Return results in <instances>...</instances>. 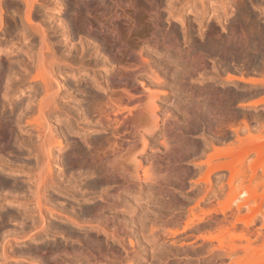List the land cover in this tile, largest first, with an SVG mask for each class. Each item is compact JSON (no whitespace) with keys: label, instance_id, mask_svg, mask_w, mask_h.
<instances>
[{"label":"bare ground","instance_id":"1","mask_svg":"<svg viewBox=\"0 0 264 264\" xmlns=\"http://www.w3.org/2000/svg\"><path fill=\"white\" fill-rule=\"evenodd\" d=\"M188 1L190 0H99L94 3L93 0H83L82 2H78V0H0V31L4 29L5 25H12L13 29L9 26L11 32L14 30L17 39L22 40L24 55H26V58H22L23 54H21L22 61L18 59L21 67L18 71H21V74L17 75L19 73L17 70V73L14 72L16 74L14 76L18 77L17 80H13L15 77L10 78L14 70L10 71L9 67L4 72L9 71L10 74L6 73V76L3 73L5 76L3 75L4 78L1 76L0 79V82L4 83L3 88L1 87L3 84H0L2 89L0 90V99L3 101L0 100V150H4L5 147H18L17 149L21 150L22 148L28 157L34 156L27 166H17V164L14 165L15 163H7L8 161L5 162L3 158H0V181H3L5 185H14L12 186L13 190L6 186L4 187L8 190L6 188L3 190L0 184V203L2 204L4 200L8 203L6 209L3 210L4 213L0 214V264L18 262L21 257L17 254L19 243L30 239L37 240L53 233L50 228V225L53 224H48L51 218H56V224L61 226L54 225L55 227H64L74 237L69 239L70 235H67V232L64 234L63 228L64 233H60L67 235V242L65 240V243L62 244L49 245L50 250L45 249L47 251L43 253V257L48 259L50 264H69L72 262L71 258L76 260L77 264H131L135 256L144 252L142 250L156 252L153 249L156 250V245L160 244L158 246L160 252H157L159 254L153 253L157 256L154 255V259L156 257L155 262L153 261L154 264H264V232L261 233V228L264 227L263 132L255 136H248L247 139H238V141H242L239 143L245 146L244 154L241 151V159H235L243 161L250 152H253L254 155L256 154L254 159L258 162L257 164L263 165L258 168L259 171L257 170L259 173L262 169L260 176L255 172L257 165H251L253 168L249 166L252 173L258 175L251 174V177L252 175L257 177V179L252 178L257 180L256 185L251 179L245 192L244 188L238 191L240 198L244 193L248 195L240 199L235 191L237 189L234 185L238 178L236 174L237 172L240 174V168L237 171L236 165V162L240 163V161L233 160L236 146L226 145L227 147H224L225 150H223L221 149L223 147L213 148V145L210 144L213 149L212 153H208L206 156L203 154L205 158L199 161V165L205 167L203 176L205 179L202 177L204 180L203 191L201 195L199 194L200 197L196 198L194 204L200 205L206 201V198L214 197L216 192L221 193L223 185L221 184L217 190H214L210 177L213 172L223 169H227L229 172L226 183L228 186L226 194L228 192L229 198L217 208L214 206L200 213L191 212L192 216H188V221L182 219L181 229L178 227L181 222L179 216L176 219L172 218L170 212L162 207L163 210H155L157 204L161 206L166 204L170 210L176 199V194H178V187L183 188L182 182L180 184L177 182L178 185H176L177 180L174 179L172 183L171 177L169 181L172 187L166 188L162 179L167 176H162V172L164 169L170 171L182 167L180 161L187 157L186 143L188 140L186 128H176L174 125L173 128L171 125L175 124L173 121L175 116L172 113L174 111H171L175 104V97L170 84L173 83V80L179 79L178 76L175 79L174 74L178 70L179 64L169 60L174 55L178 59L181 58L184 63L188 62V33L187 29L182 32L185 43L183 46L178 40V32L176 33L172 27L170 29L161 27V8L163 5L172 7L174 3L179 6ZM200 1L205 2V0ZM66 6L68 7L63 15L65 13L67 18L68 15L70 17L52 21V18H55L53 17L54 13L49 10L54 7L60 12ZM7 8L10 10L8 15H6ZM144 27L148 28L146 34L145 32L141 33V28ZM7 29L8 27H5L4 30ZM213 34L216 36L215 33ZM212 38L214 41L215 38L213 36ZM216 38L218 37L216 36ZM75 39L78 41L75 42ZM208 41L206 40V42ZM210 43L208 42V44ZM229 43L231 44V42ZM4 45L6 46V44ZM223 46L221 45L222 49ZM0 48H2L1 45ZM13 48V45L6 46L5 50L10 51ZM96 49H100V52L95 59L93 58L94 65L103 64L108 73L105 72L106 74L102 75V80H100L94 76L96 74L93 73L95 72L94 65L90 69L86 67L88 72L91 70L94 74H91V79L94 82V88H97L96 90L92 89L93 92L88 89L87 98L84 96L87 100L84 99L86 101L83 104L81 99L80 104L83 105H79L74 113L71 106L66 104L68 102L65 103V100L70 99L73 94L70 91L71 86L67 87L68 83L66 82L65 87V81L62 78L72 71L70 76L77 79L80 72L85 69L82 64L92 57V51ZM3 52L6 55L7 52ZM7 56L9 57L8 54ZM163 56L165 57L163 58ZM69 58L75 59L77 62L74 61L75 64L70 66L68 60L71 63L73 60L71 61ZM2 66L0 65V68ZM33 69L41 72L40 76L35 73L37 70ZM30 71L32 73L34 71V74L37 75H33ZM29 72L33 75L32 77H28ZM227 79H234V77L229 76ZM235 79L255 82L254 79H244V77ZM169 80L172 81L169 83ZM178 81H176L177 85L187 91L185 75ZM167 84L169 87L165 86ZM19 86H26L33 93L30 91L29 95L26 94L28 97L24 103L21 101L23 104L17 101L16 106H10L12 110L9 114L7 113L9 110L6 108L8 111H5L7 114L5 115L1 108ZM177 89L180 88L177 87ZM81 92H83L82 89ZM85 92L87 93V91ZM23 100L25 99L23 98ZM77 103L79 104V102ZM84 114L93 118L95 130L98 132V135H94L91 139V141L94 139L93 145L89 140V144L94 148L85 151L78 144L79 148L75 146V150H73L75 152H72L74 155L66 154L63 159L66 158L69 161L68 158H71L72 162L74 160L83 166H88L90 178H92V183H90L93 185L95 180L102 187H99V191L96 186L97 190L93 191L92 188L89 189L91 184L86 189L81 186L77 194L81 198L77 196V199L76 193L70 190V184L63 185L59 180V174H56L54 170V165L58 162L55 160L58 155H54L56 152L54 148L68 147L69 149L75 144V141L69 140V137L66 138V136L60 135L62 137L60 138L58 135L60 125L53 124L52 120L69 116L70 120L65 119L68 121V125L76 121V126H78L77 121ZM216 128L218 127L214 129ZM262 128L264 129L263 126L261 130ZM68 129L66 127V130ZM214 129L212 131L216 132L217 129ZM65 132L67 133V131ZM216 134L219 133L216 132ZM155 135H157V139ZM221 135L223 136L222 132ZM206 141L208 142L207 139ZM236 149L238 150V148ZM70 150L72 151V148ZM19 152L22 154L21 151ZM222 155L229 156L225 159H230L227 161L223 157L224 160H221ZM24 157L26 158V156ZM65 163L67 162L65 161ZM243 164L245 163L243 162ZM18 172L26 174V179L30 182H26L29 183L28 185L21 183L22 181L18 182V180L17 182L21 183L19 186L15 181L13 184L12 174ZM174 172L172 171L173 174ZM67 174L69 173L67 172ZM66 178L67 175L64 176V180ZM180 180L182 179L180 178ZM252 181L253 185H251ZM194 182L198 184L197 180ZM243 183L245 181L242 180ZM151 185H155V187L152 186V188ZM239 185L241 187V184ZM246 185L245 183V187ZM242 187L244 186L242 185ZM257 187L263 189H261L262 193H258L260 190L257 191ZM150 188H155L158 198L148 199L152 195ZM249 188H252L251 191ZM5 189L9 192L6 193ZM96 191H98V195L95 193ZM143 192H146L147 196V198L145 197L146 202L143 204L153 205L155 211H152L153 214H149V216L139 217L131 208L134 204L137 205L136 197H141ZM50 193L58 197L54 200L61 198V202L59 200L50 202L52 200L49 196ZM87 194L91 195L88 197ZM246 196H250L254 203ZM250 202L255 206H249ZM244 207L250 210L249 214L244 215L240 212ZM259 214L263 216V219L257 222ZM195 219L197 220L194 221ZM158 230L165 234L162 240L160 238V244L157 243L159 240ZM223 230L229 231L228 238L220 234ZM101 234L106 239L111 238L112 243L117 244L128 258L125 260L124 256L122 257L121 252L115 249L116 245H110L111 243H108L107 240L102 242L99 238ZM258 240L261 243L256 245L255 241ZM43 245H41L42 248ZM140 246H144L143 249ZM40 249L36 248L35 251ZM145 252L141 255H145ZM31 261L33 262L30 260L28 263H44V261L38 260L34 263Z\"/></svg>","mask_w":264,"mask_h":264},{"label":"rangeland","instance_id":"2","mask_svg":"<svg viewBox=\"0 0 264 264\" xmlns=\"http://www.w3.org/2000/svg\"><path fill=\"white\" fill-rule=\"evenodd\" d=\"M75 1H77V0H75ZM82 1L83 0H78V2H82ZM97 1H99V0H93L94 3L95 2L97 3ZM67 7L68 6L63 7L60 12L58 10H56V8H54V7L52 9H50L49 12H53L54 13L53 17H55V18H52V21H54V20L59 21L61 18L62 19L65 18L66 14L64 13V15H63V12H66L65 10H67L66 9ZM161 9H162L161 18H160L161 27H164L165 29L166 28L170 29L172 27V29L175 30L176 33L178 32V36H179L178 40H179V42L182 43L181 45H183V46L185 45V43H184V39L182 37L183 36L182 32L187 29V33H188V43H187L188 44L187 45L188 46V62L184 63L181 60V58L178 59L174 55L172 58L171 57L169 58L170 61H172V62L175 61L174 63H176L177 65L179 64L178 70L176 69L177 71H175V73H174L176 76L175 79L178 76V78H179L178 80H180L182 78V76L184 77V75H185V79H186V83H185L186 85L185 86L188 87V90L184 91V89H182L181 87H179L177 85V82H179L178 80H176L177 82L173 79H172L173 81L171 80L173 83H171L170 86H172V90H173L174 97H175V104L172 106L173 108H171V111L172 110L174 111L172 113L175 116L174 120H173L175 122V124L172 123L171 125L172 126L174 125L176 128L177 127H180L181 129L186 128V130H187L186 134L188 136V140L186 143V148H187L186 149V151H187L186 156L187 157H185L182 161H180V166H182V167H179L176 170L172 169L170 171L169 170L167 171L164 169L165 172L164 171L162 172V176L163 175L167 176V177L164 176L165 178L162 179V181H164L163 183H164V186H166V188L172 187L171 182L169 181L170 177H171L170 180L173 179V180H171L172 183H173L174 179H176L177 180L176 183L174 182L176 185H178L182 182L184 186L182 185L183 188L178 187L179 189L176 186V188L178 189L177 190L178 194H176L177 195L176 199L173 201L174 204L172 205V207H170L171 208L170 210L172 212L167 208L166 204H165V206L164 205L161 206V205L157 204L155 207V210L161 209V207L164 210H168L171 214L170 216L174 219L178 218V216H179V218H181V219H179L181 222H180V224H178V227H179V229H181V224L183 222L182 219H184V221L185 220L188 221V216H192L191 212L200 213L201 211L206 210L208 208H212L214 206L217 208L218 206H220V204L224 203L229 198L228 192L226 194V191L228 189L227 188L228 186L226 185V183H227L228 178H229L228 177L229 172L227 169H223L219 172H213L211 174V177H210L211 181H212L211 184L213 185L212 188L214 190H217L218 186H220L221 184L223 185V190L221 191V193L216 192V195L214 197L209 198V199L206 198V201H203V203H201L200 205L194 204V203H196V198L200 197L201 192L203 191V186H204V180L203 179H205V177H203L204 173H205L204 172L205 167L202 166L201 164L199 165V161H201V160H203V158H205L204 155L206 156L208 153L209 154L212 153L211 151H213V149H212L211 145H213V148H216V146H217V148L223 147V148H221L223 150H225V148L230 144H231L230 146H232V145L236 146L235 147V154L236 155L234 154V157H233V160L236 161V160L241 159L240 158L242 156L241 151L244 154L243 148L245 147L241 144L242 141H238L239 138H240V140H242V138L247 139L246 137L258 135V133L261 134V132H263L262 135H264V129L262 128V130H261V127L262 126L264 127V125H262V124H264L263 123L264 122V0H205V2H202L200 0H190L184 4L182 3L179 6L178 5L176 6L175 3L172 5V7H166L165 5H163V7ZM9 11L10 10H8V8H7V12H6L7 14L6 13L5 14L8 15ZM61 15L64 17H60ZM69 17L70 16L68 15V18ZM58 18H59V20H58ZM68 18L66 17V19H68ZM182 24H183V27H182ZM9 26L13 29L12 25H9ZM9 26L5 25V27L6 28L8 27V29L4 30L5 27H3L4 29H2L0 31V38H1L0 39V41H1L0 45L2 47V48H0V50H1L0 51V63H1L0 65L1 66L3 65L0 68V72H1L0 74H2V75H0V79L2 78L1 76H3L4 74L5 75H6V73H7V75L10 74L9 71H8L9 73L4 72V70L7 71L8 67H9L10 71L14 70L11 73L10 78L12 79L13 77H15V78H13V80H17L16 78H18V77L14 76V75H16L15 73H17L16 70L18 71V69L20 70V68H21L19 66L20 61L23 60V59L21 60V57H22L21 54H23L22 58H24V57L26 58V55H24V50H23L24 45H23L22 40L19 38L17 39L16 35H14V33H15L14 30L11 32V28ZM146 28L147 27L141 28V33H143V34H144V32H145V34L148 33V28L147 29ZM144 30H146V31H144ZM10 33H13V34H10ZM213 33H215L218 38L220 36L219 40H218V38H216V36ZM207 34H209V35L212 34V35H210V36L208 35V37H206ZM212 36L215 38L214 41H213ZM2 39H4L3 40L4 42L2 41ZM206 40H209L208 41L209 43H210V40H212V41L210 44H208V42H206ZM232 40H233V43H232ZM77 41L78 40L75 39V42H77ZM204 42H205V44H204ZM227 42L228 43L231 42L232 45L230 43L228 44ZM224 43H226V44L223 46ZM4 44H6V46H9V47L13 45L14 48L10 51H6L5 50L6 46ZM212 44H214L215 46L214 45L212 46ZM227 44H228V47H226ZM205 45H207V46H205ZM221 45L223 46V49H222ZM230 45H231V47H230ZM210 46H212V47H210ZM224 49H226V51H224ZM3 51L7 52L6 55ZM99 52H100V49H96V50L92 51V54H91L92 57H89L87 60H85V62L87 64L84 62L86 64V66L84 63L82 64V65H84L83 67H85V69H86V67H87V69L88 68L90 69L95 64L94 59L97 57V54ZM196 53H197V55H196ZM7 54L9 55V57L7 56ZM30 55H32V54H30ZM164 57L165 56H163V58ZM18 59L20 61H18ZM69 59H71V58H69ZM71 61H72V63L70 62V60H68L70 66H71V64H75L77 62V60L75 61V59H71ZM74 61H75V63H74ZM9 64H11L13 67ZM85 69L83 70L84 72L83 71L80 72V74L77 76V79L72 78L70 76V75H72L71 74L72 71H70V74L68 72L62 78L65 81V82L63 81L64 86L67 83H68L66 85L67 87L71 86L70 91L73 94H72L70 99L65 100V103L68 102L66 104L71 106V108L73 109L72 111H74V113L76 111V108L79 105H83L85 103V101L87 100L86 96H88V93H89L88 89H91V91L93 92L92 89L96 90V88H97V87L94 88V82L91 79L92 75H94V74H92L91 70H89V72H88L87 69L86 70ZM33 70H35V69H33ZM94 70H95V72H93V73H96L94 76L98 77L100 80H102V78H101L102 75L108 73V71H106V66H104L103 64L102 65L99 64L98 66H95ZM20 72L17 73V75L21 74ZM30 72L32 73V71H30ZM30 72H29L28 77H30V76L32 77L33 75H35L34 71L32 73L33 75L30 74ZM35 73H37L40 76L41 72H38V70H37ZM43 73L45 74L46 72H43ZM43 73H42V75H43ZM90 75H91V77H90ZM4 76H3V78H4ZM229 76L234 77V79H227ZM238 77H244V79H254L255 82L241 81V80L235 79ZM171 81L169 80V83ZM175 82H176V84H175ZM1 83L3 84L1 86L3 88L4 83L0 82V84ZM87 85H90L91 87L90 86L87 87ZM83 86H84V88H83ZM165 86L169 87V84H167ZM1 87H0V90H2ZM21 87L20 86L18 87V89H17L18 92L15 91L14 92L15 94L14 93L11 94L10 99H8L9 101L7 99H6L7 101L4 100L5 105L1 108V110L4 111L3 112L4 114H5V111L7 109L9 111L7 110L8 112L7 111L6 112L9 114L10 110H12V107H10V106H13V107L16 106L17 101L20 104H23L24 101H26V98L28 97L27 95H29L28 92L31 91V93H33V91L30 88H26V86L25 87L21 86ZM159 87H160V85H159ZM177 87L180 89H177ZM81 89L83 92H81ZM84 90L87 91V93ZM25 91H27V92H25ZM23 98L25 100H23ZM81 99H82V101H81ZM84 99H86V100H84ZM21 101H23V103H21ZM80 101H81V103L83 102V104H80ZM77 102H79V104ZM75 103H76V105L77 104L78 105L76 106ZM5 115H7V114H5ZM82 116L77 121V123H79L78 126H76L77 125L76 121L74 122L73 120H72L73 121L72 124H74V123L75 124L73 126H72V124H70L71 126L68 125L69 123L67 120H70V119H68L69 116H68V118H66L67 116H65V117H62L60 119L52 120L54 122V123L52 122L53 124H55V125L58 124V126L60 125L59 129H61V130L63 129L62 131L58 129L59 133L58 132L57 133L59 136L60 135L64 136V137L66 136V138L69 137V140L72 139L73 142L75 141L74 142L75 144L78 142L77 145L74 144L72 147H69V149L72 148V151L71 150L69 151L68 147L63 148V149H59V148L57 149V147L54 148V151H56V152H54V155L55 156L58 155L55 159L56 162L58 161L57 162L58 165L56 163L54 165L55 173L59 174V180L62 181L63 185L70 184V188H71L70 190L72 192L76 193V198H77V196L81 198V196L77 195L79 189H81V186H82V188L86 189V187L89 188L90 186H88V185L92 183V181H91L92 178H90V173H89L90 168L88 166H85V165L83 166V164L81 165L80 162H77V161L74 162V160L72 162L71 158H68L69 161H67L66 158L63 159V156L65 157L66 154H71V156L74 155L73 153L75 151H73V150H75V146H76V148L78 147V144H79V147L80 148L83 147V149L85 151L86 150L90 151L92 148H94L92 146L94 144L92 142L94 139L92 141H91V139L94 135H98V132L95 130V127H94L93 118H91V116H89L87 114H84L85 117L84 116L82 117ZM75 117H76V115H75ZM65 119H67V120H65ZM66 123H67V125H66ZM88 125L90 127H87ZM91 125H93V126H91ZM219 125H221V126L219 127ZM258 125H259V128H258ZM260 125H262V126H260ZM174 126H173V128H174ZM234 126H237V127H234ZM66 127L69 128L68 129V130H70L69 132H68V130H66ZM215 127H218V128H216L217 130L214 129ZM212 128L214 130H216V132H218L219 134L215 135L216 132L212 131L213 130ZM219 128H221L220 132H219ZM71 129H72V131H71ZM209 129H211V130H209ZM65 131H67V133ZM236 131L239 133H237ZM213 132H214V136H213ZM221 132H222L223 136L221 135ZM237 134H238V137H236ZM61 136H60V138H62ZM156 136L157 135H155V138L157 139ZM84 139H85V142H84ZM206 139L208 140V142L206 141ZM89 140L91 141L92 145L89 144L90 143ZM210 141L212 143H209ZM87 142H88V145H87ZM239 142H241V143H239ZM240 146H243V147L240 148ZM5 148H4V150H0V158H3L5 160V162L8 161L7 163H11V164L15 163L14 165L17 164V166H25V165L27 166L31 162L32 158L34 157V156L28 157L27 154L24 153V150L22 148H21V150H19L20 148L17 149L18 147H16V148H12V147L8 148L7 147L6 149ZM236 148H238V150ZM19 151H21L22 154ZM65 151L66 152L68 151L69 153L68 152L66 153ZM55 153H57V154H55ZM255 155L253 152H250V154L246 158H244L243 161L239 160L241 164L238 161L236 162L237 163L236 164L237 169L240 168V174L237 172L236 177H238V178H236L237 181H235L236 183L234 185V186H236L237 190H235V191H236V193H237L236 195H238V197L240 196V194H239L240 192H238V191H241V190H243L242 188H244V192H245L246 191L245 189L247 188V186L250 185L251 179L252 178L257 179L256 176L261 175L260 172H262V169L259 173L257 172V170H258V168H261L260 166H263V165L257 164L258 162H256V159H254ZM24 156H26V158ZM223 157L225 159V157H229V156H226V155L223 156L222 155L220 157V159L224 160V159H222ZM235 158H239V159H235ZM229 159L230 158L225 159V160L228 161ZM65 161L67 163H65ZM252 161H254V162H252ZM243 162L245 164H243ZM247 163H249V164L247 165ZM59 164H61V166H59ZM251 165H257L255 167L256 168L255 172L258 175L256 173L255 174L252 173V169H251L252 166ZM249 166H251V167H249ZM180 168H181V170H180ZM65 169H66V171H64ZM172 171L173 172L176 171V172H174L175 175L172 173ZM237 171H239V169ZM67 172L69 174H67ZM177 172L179 173L178 175H177ZM251 174L256 175V176L253 177V175H252V177H251ZM12 175H13V178H12L13 184H15L14 181L16 182V185H18V186L21 183H25L26 185H28L30 183L29 180L26 179V174H24L23 172H18V173L12 174ZM65 175H67V178L64 180ZM14 177H15V179H14ZM202 177H203V179H202ZM180 178L183 181L180 180ZM165 179H166V181H165ZM255 179H252L255 183L254 185H256V182H257V180L255 181ZM17 180H18V182H21V181L22 182L18 183ZM196 180L198 181V184L197 183L195 184L194 181H196ZM242 180H243V182L245 181V183L247 184L246 187H245V183L242 184ZM249 180H250V182H249ZM167 181H169V182H167ZM253 181H252L251 185H253ZM26 182H29V183H26ZM177 182H178V184H177ZM93 183H94L93 184L94 186L91 184V187L89 189L92 188L94 191V189L97 188L100 191L99 187H102V186L98 185L99 183H97V181H95V180L93 181ZM0 184L2 187L1 189H3V190L6 187H8V188L10 187L12 189L13 188L12 186H14V185L11 186L10 184L5 185V183L3 181L2 182L0 181ZM239 184H241V187H239L240 186ZM242 185L244 187H242ZM4 186H6V187H4ZM152 186L155 187V185H151V187ZM237 186H238V188H237ZM17 187H14V188H17ZM259 187H257L258 189L257 188L256 189H257V191L260 190V191H258V193L260 194V193H262L263 189L262 188L259 189ZM8 188H6V189L8 190ZM152 188H150V190H152L151 192L149 190V192L152 193V195L149 196L148 199L158 198L156 191H155V188L154 189H152ZM6 189H5V191H7ZM249 189L251 191L252 188H249ZM3 190H1V191H3ZM8 192L9 191H7L6 193H8ZM146 192H148V191H146ZM146 192H143L141 197L140 196L136 197L138 199V203H136L137 205H135V204L133 205L131 203L133 205L131 209H134V211L136 212L135 214L139 217L140 216H143V217L149 216V214L150 215L153 214L152 211L153 212L155 211L153 208V205H151V204L150 205H144L145 203L143 204V202H146V199H145V197L147 198V196L145 195ZM186 192H188V194H186ZM3 193H5V192H3ZM95 193L98 195V191H96ZM90 195L91 194H89V195L87 194L88 197ZM245 195H248V194L244 193L241 196L243 197ZM49 196L52 198V200L50 202L53 203V202L58 201V200H59V202H61L60 201L61 198H59L58 200H54L55 198H58L56 195L50 193ZM247 198H250V196ZM250 199H252V198H250ZM251 201H253V203H254L253 199ZM139 202H140V204H139ZM84 203H86V202H84ZM7 204L8 203L6 200L2 201V204L0 203V214L4 213L3 210L6 209L5 207L8 206ZM138 205H139V207H138ZM134 206L137 208H135ZM249 206L254 207L255 204L252 205V203H251V205L249 204ZM21 209L22 208H20V210ZM163 209H161V210H163ZM244 209H246V210H244ZM244 209L243 208L241 209L244 213L240 210V212L242 214L247 215L250 213L249 212L250 210H247V207H244ZM138 210H139L140 215L138 213ZM168 211H167V213H168ZM262 217L263 216L259 214L257 216V219H258L257 222H260V220L263 219ZM56 220H57L56 218H53V219L51 218L50 221L48 222L49 225L53 224V225H50V228H52L53 233H50L49 235H46V236H42V238L37 239V240L36 239H30L24 243L23 242L19 243V245L17 246V254L20 255L21 257L22 256L23 257L21 259V257L19 256L20 257L19 259H21V260L18 259L19 263L16 261L13 264H29L28 262H30V260H33V262L31 261V263H34V261L38 260V261H44L43 264H45V262H47L46 264H50L49 263L50 261H48V259H45V257H43V255H44L43 253L47 251L45 249L50 250V248H49L50 246H53L54 244H57V243L58 244L65 243V240L67 242L69 237H70L69 239H72V237H74V236H71L72 233H69V231H66V229L64 227H62V228L55 227L54 225H57L55 222ZM196 220L197 219H195L194 221H196ZM243 224L244 223L242 222L241 225L243 226ZM57 226L61 227L59 225H57ZM55 228H56V230H55ZM63 228L65 230V233H64ZM261 229H262L261 233L264 232V227ZM60 232H62L64 234H66V232H67V235H70V236H68V238H67V235H64ZM228 233H229L228 230H223V232H221L220 234H223V237L227 236L226 238H228L230 236V235L228 236ZM163 235H165L163 233V231L158 230L159 240L157 241V243H159V244L161 243L160 238L162 240ZM99 238L102 242L107 240L108 243H111L110 245H113V246L116 245L115 249L119 250L118 252H121L122 257L124 256L123 258H125V260H126V258H128L126 256V254L123 253V250L117 246V244L112 243L111 238L106 239L102 234L99 235ZM258 241H255L256 245H259L261 243L260 241L259 242ZM257 243H259V244H257ZM41 245H43V248ZM160 245H156V247H157L156 250H155V248L153 249V251H156V252H152V251L148 252L145 249L142 250L144 252L147 251L151 257L153 256L152 259L149 255H147L148 254L147 252H145L146 256L141 255V253L144 254V252H141L140 254L135 256L133 259V262L131 261L132 263L131 262L130 263L131 264H141V263L142 264H154L153 261L155 262L156 257H157L156 255L159 254L157 252H160V250H158V249H160L158 247ZM46 246L47 247L49 246V247L47 248ZM140 247L143 249L144 246H140ZM36 248H41V249L38 251H35ZM153 253H156V255ZM154 255L156 256L155 259H154ZM28 258H29V261H27ZM20 261H23V262H20ZM71 261L72 262L69 264H77L78 263L76 260H73L72 258H71ZM150 261H152V262H150Z\"/></svg>","mask_w":264,"mask_h":264}]
</instances>
